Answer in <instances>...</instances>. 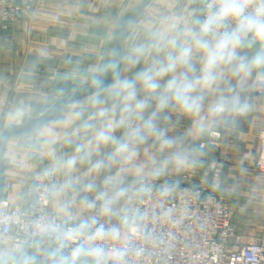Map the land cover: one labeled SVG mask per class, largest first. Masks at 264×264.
I'll return each mask as SVG.
<instances>
[{
    "label": "clouds",
    "instance_id": "9594fccd",
    "mask_svg": "<svg viewBox=\"0 0 264 264\" xmlns=\"http://www.w3.org/2000/svg\"><path fill=\"white\" fill-rule=\"evenodd\" d=\"M199 8L187 19L164 17L130 45L122 58L129 68L147 61L133 75H122L115 60L85 73L97 90L65 121L71 130L63 141L73 152L50 151V164L36 176L46 181L39 202L54 201L55 213L41 218L30 240L0 249V264H120L124 253L106 242L142 219L133 202L153 189L166 196L179 187L162 178L194 171L203 155L196 141L249 112L243 85L264 82V0H199ZM108 73L112 81L101 88ZM170 113L190 120L183 134L169 135ZM149 142L164 159L153 154L138 162ZM80 166L85 170L74 175ZM112 218L119 223L104 222Z\"/></svg>",
    "mask_w": 264,
    "mask_h": 264
},
{
    "label": "crops",
    "instance_id": "0c3cea01",
    "mask_svg": "<svg viewBox=\"0 0 264 264\" xmlns=\"http://www.w3.org/2000/svg\"><path fill=\"white\" fill-rule=\"evenodd\" d=\"M143 1L38 0L29 11L28 20L5 34L0 31V37L3 36L0 39V101L11 102L13 119L22 121L27 117L28 122L66 95L91 85L85 73L93 66L114 60L115 30ZM193 13L200 14L199 0H153L124 30L120 41L122 58L132 43L144 40L147 32L158 26L164 17L187 19ZM146 62L129 68L122 59L120 72L131 76ZM255 82L254 79L247 81L241 92L251 105L249 112L234 123L215 126L196 141L200 144L211 133L219 132L220 148L203 150L201 163L194 171L170 172L167 177L183 181L186 178L185 184L207 186L230 201L233 227L237 231L231 238V250L236 248L238 239L245 243L260 240L264 229V174L255 168L260 137L264 133V97L254 92ZM231 83L234 85L236 81L231 80ZM89 99L68 106L43 130L8 143L3 156V197L14 207L23 208L32 201L31 178L50 164L47 153L54 150L57 155L72 154L74 145L63 141L65 132L71 130L65 121L75 108L87 105ZM91 111L94 109L89 108L86 117ZM170 115L169 135L183 134L190 120L176 113ZM151 148H154L151 142L142 148L138 162L149 159ZM107 151L109 149H103L102 154ZM164 156L158 153V158L164 159ZM85 167L80 166L74 175H80ZM102 179L103 174L96 180L98 186ZM50 208L55 213L54 201ZM12 242L13 238L0 235V249L13 247ZM37 259L41 257L38 255Z\"/></svg>",
    "mask_w": 264,
    "mask_h": 264
},
{
    "label": "built area",
    "instance_id": "2783aa9c",
    "mask_svg": "<svg viewBox=\"0 0 264 264\" xmlns=\"http://www.w3.org/2000/svg\"><path fill=\"white\" fill-rule=\"evenodd\" d=\"M37 1L0 0L1 33L22 22ZM254 92L264 97V82L256 81ZM5 109L0 101V136L6 129ZM220 140L221 133L213 132L200 145L202 150L218 149ZM255 168L264 174V133ZM41 170L31 178L33 199L27 206L17 208L9 199H0V235L13 238L15 244L33 238L41 218L54 215L51 201L46 205L39 202L42 184L46 183L36 179ZM154 183L158 187L161 181ZM178 185L166 196L153 189L133 202L142 219L123 226L119 239L106 242L108 248L124 253L120 264H264V229L260 240L241 243L238 239L231 250L235 229L230 201L207 186ZM104 222L119 223L107 219Z\"/></svg>",
    "mask_w": 264,
    "mask_h": 264
},
{
    "label": "water",
    "instance_id": "95a60500",
    "mask_svg": "<svg viewBox=\"0 0 264 264\" xmlns=\"http://www.w3.org/2000/svg\"><path fill=\"white\" fill-rule=\"evenodd\" d=\"M153 0H144L142 4L128 13L126 17L120 22L114 33L113 38V55L114 60L119 62V71L121 70V49L120 41L124 30L129 26L131 21L135 19ZM112 81V75L110 74L106 81L103 82L101 88L106 89ZM97 89L94 86H88L81 88L73 93H70L57 101L53 106H51L46 112L41 116L36 118H31L26 124L22 125H10L7 127L0 136V199L3 197L4 189V161L3 156L6 149L7 140L14 134L18 133H35L37 131L43 130L47 127L54 119H56L64 109L68 106L79 102L83 99L91 97Z\"/></svg>",
    "mask_w": 264,
    "mask_h": 264
},
{
    "label": "rangeland",
    "instance_id": "374dc122",
    "mask_svg": "<svg viewBox=\"0 0 264 264\" xmlns=\"http://www.w3.org/2000/svg\"><path fill=\"white\" fill-rule=\"evenodd\" d=\"M29 12L27 13V15H26V18L23 20V21H25V20H28V17H29ZM17 25V24H16ZM0 39L2 40L3 39V36H1L0 37ZM86 87L87 86H91V85H85ZM60 96H63V95H59V97ZM3 102V101H2ZM1 102V103H2ZM3 105H5L6 106V109H5V113H4V126L7 128V127H9L10 125H22V124H26L27 123V117H25L22 121L20 120V121H15L14 119H13V117H12V115H11V102H3L2 103ZM27 135H29V134H25V133H18V134H14V135H12L8 140H7V143H6V146L8 145V143H10V141L11 140H13V139H15V138H20V137H26ZM204 140H206V138L205 139H203V141ZM150 152H151V155H153V154H155L157 157H158V152H157V150L156 149H154V148H151L150 149ZM158 159H160V158H158ZM162 160V159H161ZM168 177V175L166 176V177H164L165 179H167L168 181H175V182H178V184H185L186 183V178L184 179V181L183 180H170L169 178H167ZM60 178V177H59ZM61 179V178H60ZM131 181V179H127V181L126 182H130ZM80 195H84L83 193H81ZM88 195H92V194H88ZM112 221L113 220H117L116 218H112L111 219ZM235 235H237V231H235ZM248 242H250V241H248ZM247 242V243H248ZM13 246H14V244H15V241H14V239H13ZM241 243H245V241H241Z\"/></svg>",
    "mask_w": 264,
    "mask_h": 264
}]
</instances>
